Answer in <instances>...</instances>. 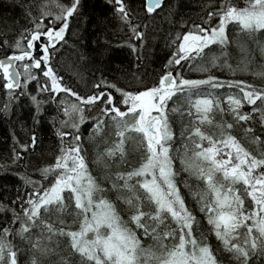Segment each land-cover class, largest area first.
<instances>
[{
	"label": "snow or ice",
	"instance_id": "1",
	"mask_svg": "<svg viewBox=\"0 0 264 264\" xmlns=\"http://www.w3.org/2000/svg\"><path fill=\"white\" fill-rule=\"evenodd\" d=\"M161 3L162 0H146L147 13L155 12ZM79 4L80 0H70L68 4L61 0H46L39 6L40 16L33 19L35 28L31 30L26 47L18 40L15 47L20 54L0 60V73L9 92L5 111L9 110L12 100L18 99L15 90L26 88L29 82L37 79L33 69H40L43 76L50 80V88L45 83L42 92H63L78 101H60L66 117L60 122L61 127L74 131L57 133L61 139L59 155L53 164L41 169L45 180L52 177L48 186L27 178L26 183L32 185V191L22 202L21 212L13 210V226L19 225L15 234L21 239H28L35 230H39L31 242L34 255L30 264H43L44 259L58 255L59 239L57 246L52 247L53 237L65 239L72 254L80 257V264H220L210 244L193 235L196 216L186 205L176 183L177 173L170 154L173 132L168 119V102L178 93L199 96L202 86L212 89L235 88L242 96H227L228 114L236 123L249 122L254 114H258L259 122L264 125V88L241 80L222 81L210 74L206 79H184L179 73L174 75L175 70L170 69L160 76L156 84L144 90L125 91L115 84L106 85L119 93V100L103 91L81 97L63 86L62 77H58L50 66V50L64 40L68 20ZM115 5L121 20L129 25L133 37L142 39L143 34L137 31L139 25L131 24L123 0H115ZM213 16L219 18L216 26L205 28L194 25L192 30L175 37L172 43L176 45V51L168 66L180 65L181 61L199 57L205 53V49H211L214 45L226 47L230 43L226 31L229 24H237L241 31L247 33L264 31V0H245L244 7L225 0L216 12L208 14V19L211 20ZM45 17L51 18V26L43 23ZM57 22L61 23L58 28ZM38 41L41 55L37 57L33 50ZM218 59L212 58L213 67L217 66ZM24 61L28 62L21 64V72L16 62ZM42 65L46 66V70ZM221 67L228 68L235 75V69L230 64L225 62ZM201 71L207 72L209 69L201 68ZM256 75L264 76V72ZM95 87L99 88L100 85ZM31 100L39 113L45 101L36 96H32ZM97 102L103 107L99 109L101 115L93 118L92 132L102 135L111 122L119 139L113 147L97 156L96 163L104 157H114L117 152L123 161L124 145L127 139L132 138L130 134L139 135L144 145L139 166L131 171L115 173L112 183L114 190L128 193L120 197L129 208L127 221L123 220L116 205L104 197L106 190L92 176L83 155L80 125L85 122V106H89L90 110V106H95ZM245 104L252 106L251 112L241 111ZM191 107L195 109L196 119L192 122L191 130L185 131L189 133L186 141L191 142L192 148L189 149L187 142L184 144L185 156L189 151L191 156L187 159L182 157L181 165L184 171L205 186L203 190L192 191L191 195L224 251L231 254L237 264H249L253 256L264 252V152L258 156L248 151L231 134L233 123H216L215 126L220 129L218 137L203 130L201 126L214 124L210 115L214 110L225 111L220 100H214L211 94L197 98ZM188 115L192 116L193 113L189 111ZM245 131L253 133L254 129L248 127ZM181 135L184 136L183 133ZM66 137L70 138L65 140ZM254 140L257 144L262 142L259 136H255ZM32 142L34 145L35 137ZM23 147L27 150V145ZM16 159L20 157L16 156ZM133 180L135 183H131ZM117 181H123V184ZM236 185H243L246 195L251 198L254 205L251 211L245 209L244 199ZM65 193L67 199L74 202L76 210L72 223L63 219L68 207ZM145 203L150 206L149 211L144 210ZM53 211L57 214L55 222L44 218ZM167 220L175 227L167 226ZM162 226L165 230L161 232ZM241 229L246 231L242 233ZM2 232L0 264H18L15 245L7 238L13 235V231L3 228ZM141 235L161 242L172 239L174 243L170 248L161 243L162 252L158 254L151 246H143ZM57 264L68 262L61 257Z\"/></svg>",
	"mask_w": 264,
	"mask_h": 264
},
{
	"label": "trees",
	"instance_id": "2",
	"mask_svg": "<svg viewBox=\"0 0 264 264\" xmlns=\"http://www.w3.org/2000/svg\"><path fill=\"white\" fill-rule=\"evenodd\" d=\"M61 2L68 4L70 0H61ZM231 2L238 7L245 6V0H231ZM43 3H46V0H0V60L20 54L15 47L18 40L23 47H26L31 30L35 28L33 19L40 16L39 6ZM123 3L129 13L131 24L139 25L137 31L143 34L142 39H135L129 25L121 20L116 11L115 0H80L77 11L68 20L69 27L65 32L64 40L57 43L54 50H50L52 53L50 66L58 77H62L63 86L70 88L81 97L86 98L103 91L111 93L114 99L119 100V93L106 85L115 84L125 91L144 90L145 87L156 84L162 74L174 69V75L179 73L184 79H206L210 74L222 81L241 80L258 88H264V76L256 75L264 72V31L247 33L241 31L237 24H229L227 27L230 43L226 47L214 45L211 49H205V53L199 57L181 61L180 65L168 66L176 51V45L172 43L175 37L192 30L194 25L205 28L216 26L219 18L213 16L209 20L208 14L216 12L225 0H165L161 8L151 14L145 10L144 0H123ZM43 23L51 26V18H43ZM59 26L61 23L57 22L56 27ZM43 39L46 40V37ZM35 43L33 54L38 57L41 55L40 42ZM213 57L219 58L216 67L212 66ZM25 62L28 61L16 63L21 72H23L21 64ZM225 62L235 69V75L228 68L221 67ZM42 68L46 70V66L42 65ZM201 68H208L209 71H201ZM33 73L37 79L29 82L26 88L15 90L18 99L10 102L8 111L4 110V105L9 103V92L4 87L5 81L0 73V236L3 235V228L12 229L13 235L7 238L15 245L18 264H30L34 255L31 242L39 230H35L28 239H21L15 234L19 225L13 226V210L20 213L22 202L32 191V185L26 183L27 178L41 181L45 187L48 186L52 177L45 180L41 175V169L53 164L55 157L59 155L61 139L57 133L74 131L71 128L61 127L60 122L66 117L63 115L60 101L78 103L75 97L63 92L59 94L42 92L41 88L45 83L50 88V80L43 76L40 69H33ZM21 83H24L23 76ZM95 85L100 87L97 88ZM21 92L25 94L21 95ZM208 94H211L214 100L219 99L225 111L221 113L214 110L210 114L214 124L201 126L204 131L214 133L218 137L220 129L215 126L216 123L225 121L233 123L231 134L248 151L259 156L264 152V125L259 122L258 114L253 115V120L240 123H236L228 114L227 96H242L235 88L212 89L210 86H202L199 96L178 93L168 102V119L173 132L170 154L177 173L175 177L177 186L186 205L196 216L193 235L198 240L210 244L220 264H237L232 255L222 250L214 240L205 224L206 216L199 211V206L191 195L192 191L204 189L203 182L184 171L181 165L182 157L187 159L191 156V151L185 156L184 144L187 142L189 149L192 148L191 142L186 141L189 133L185 131V129L191 130L192 122L195 120L194 114L188 115L189 111L193 113L192 102ZM32 96L45 101L39 113L31 100ZM101 107L103 105L99 102L95 106H90V110L89 106H85V122L80 125L83 155L92 176L106 190L103 193L104 197L116 205L123 220L127 221L129 208L120 197L128 193L114 190L112 183L115 181V173L131 171L139 166L144 145L139 135L130 134L132 138L127 139L124 145L123 161L117 152L114 157H104L96 163L97 156L113 147L119 139L111 122L102 135L92 132L95 123L93 118L101 115L99 111ZM121 107L123 110V106ZM251 108L252 106L245 104L241 111L251 112ZM101 118L108 119L102 116ZM248 127L253 128L254 132H246L245 129ZM255 136H259L262 142L257 144L254 140ZM33 137H35L34 145ZM69 138L66 137L65 140ZM24 145H27V150L24 149ZM16 156L20 159H16ZM117 183L123 184V181ZM131 183H135V180ZM186 184L190 187H186ZM236 188L244 199L245 209L251 211L254 205L251 198L246 195L244 186L236 185ZM65 196L68 207L63 219L72 223L76 211L74 202L67 199V193ZM149 209L150 206L145 203L144 210L149 211ZM44 218L55 222L57 214L53 211ZM166 225L175 227L170 220L166 221ZM164 230L162 226L161 232ZM244 231L246 230L241 229L242 233ZM58 239V255L44 259L43 264H57L61 257L66 259L68 264H80V257L72 254L65 239L53 237L51 246L56 247ZM141 240L143 246H151L158 254L162 252L161 243L169 248L174 243L172 239L161 242L142 235ZM44 242L47 243L46 240ZM249 264H264V252H258L253 256Z\"/></svg>",
	"mask_w": 264,
	"mask_h": 264
},
{
	"label": "rangeland",
	"instance_id": "3",
	"mask_svg": "<svg viewBox=\"0 0 264 264\" xmlns=\"http://www.w3.org/2000/svg\"><path fill=\"white\" fill-rule=\"evenodd\" d=\"M199 98H201V97H199ZM195 100H196V99H195ZM195 100H194V101H195ZM194 101L192 102V104L194 103ZM226 104H227V102H226ZM227 107H228V105H227ZM192 110H193V114H194L195 119H196L195 109H194L193 107H192ZM205 224H206V225L208 226V228L210 229V232H211L212 237L214 238V240L219 244L220 248H221L222 250H224L222 244L216 239V237H215V235H214V233H213V231H212V226L209 225V224L207 223V219H205Z\"/></svg>",
	"mask_w": 264,
	"mask_h": 264
},
{
	"label": "water",
	"instance_id": "4",
	"mask_svg": "<svg viewBox=\"0 0 264 264\" xmlns=\"http://www.w3.org/2000/svg\"><path fill=\"white\" fill-rule=\"evenodd\" d=\"M144 1H145V10H146V0H144ZM164 1H165V0H162L161 6L163 5ZM160 8H161V7H160ZM160 8L156 9V11L159 10ZM6 58H7V57H6ZM6 58H3V59H1V60H5ZM16 63H17V62H16ZM16 90H17V89H16Z\"/></svg>",
	"mask_w": 264,
	"mask_h": 264
}]
</instances>
